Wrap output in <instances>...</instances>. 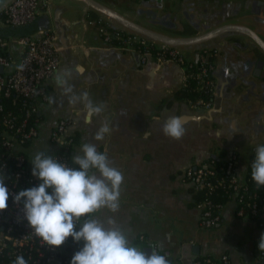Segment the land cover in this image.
Segmentation results:
<instances>
[{
    "label": "crops",
    "instance_id": "0c3cea01",
    "mask_svg": "<svg viewBox=\"0 0 264 264\" xmlns=\"http://www.w3.org/2000/svg\"><path fill=\"white\" fill-rule=\"evenodd\" d=\"M94 1L111 14L83 0H49L43 8L58 34L61 64L46 83L48 98L55 103L41 102L39 136L22 148L30 169L35 153L53 156L59 150L51 133L59 120H66L68 135L75 140L71 158L83 143H95L123 173L119 211L104 208L92 216L104 222L114 219L133 246L144 250L157 245L172 264H193L199 257L224 254L232 264H264V254L258 249L264 227L249 216H239L234 200L225 204L215 226H203L194 184L185 177L192 164L237 152L236 173L243 180L250 156L258 145H264V49L248 34L229 28H249L264 40V0ZM152 13L169 27L153 20ZM128 23L176 38L229 28L202 43L180 46L188 60L203 49L212 51L215 95L211 108L197 107L178 96L185 86L183 66L160 63L153 56L144 60L140 52L106 41L102 24L113 31L141 34ZM13 54L19 57L17 50ZM77 66L81 71H75ZM64 69L73 70L69 83L75 93L86 92L94 103L105 106L91 123L85 122L83 104L70 105L56 85L55 74ZM172 116L184 118L186 134L180 140L163 133ZM105 121L111 131L104 140L95 141ZM146 131L147 136L142 135ZM141 235L146 242L140 240ZM82 247L83 241L79 248L66 252L70 262Z\"/></svg>",
    "mask_w": 264,
    "mask_h": 264
},
{
    "label": "built area",
    "instance_id": "2783aa9c",
    "mask_svg": "<svg viewBox=\"0 0 264 264\" xmlns=\"http://www.w3.org/2000/svg\"><path fill=\"white\" fill-rule=\"evenodd\" d=\"M48 3L49 0H14L0 13V15L4 14L0 17V24L14 26L29 24L44 13L43 8ZM102 34L114 47L138 51L144 60L153 56L160 63H176L183 66L185 86L189 78H194L200 90L215 95L213 77L215 63L211 59L213 57L211 50L203 49L198 52L195 59L188 60L179 48L155 44L135 33L113 32L106 24H102ZM57 38V33L52 29L16 39L0 36V100L8 99L17 107L9 110L0 103V178H4L9 190L8 208L0 211V258L3 264H13L17 256H23L27 264L56 262L70 264L66 252L80 247V242H75L71 237L59 248L46 245L35 235L24 218L23 203L14 202V196L19 191L40 183L38 178L32 176L28 158L21 150L27 142L39 135L37 125L30 124L29 119L40 111L41 102L48 100L46 83L61 64ZM12 40L20 47L18 60L11 50ZM20 65H23V70H20ZM194 104L208 109L211 108L212 101L201 98ZM67 129L68 122L63 119L59 120L53 129L51 140L60 147L53 156L69 167L77 168L72 163L70 155L75 141L68 135ZM238 155L237 152L231 153L218 168L216 160L220 159V155H214L203 163L189 166L185 171V177L193 182L196 191L205 189L212 191L224 186L229 191L230 199L234 195L237 196L233 200L237 204L239 216L251 212L250 214L259 215L264 219V200L262 206L255 199L248 200V198H256L257 194H250L248 183L235 174ZM225 204L213 203L208 198L198 203L202 209L203 226H215L221 220ZM85 219L86 217H81L77 221L78 225ZM140 240L146 242L147 238L141 235ZM152 249L169 259V256L157 245ZM260 254L263 255L264 252L260 251ZM221 259L224 264H230L227 254ZM212 260L213 257L210 256L200 257L196 258L193 264H212Z\"/></svg>",
    "mask_w": 264,
    "mask_h": 264
},
{
    "label": "clouds",
    "instance_id": "9594fccd",
    "mask_svg": "<svg viewBox=\"0 0 264 264\" xmlns=\"http://www.w3.org/2000/svg\"><path fill=\"white\" fill-rule=\"evenodd\" d=\"M23 70V65L19 66ZM79 72V66L75 69ZM72 69H64L55 74V83L62 88L70 105L83 104L86 123L104 110L103 104H96L88 93L77 94L69 83ZM49 103H55L49 97ZM165 136L180 140L186 134L184 118L170 117L163 126ZM110 124L105 121L94 136L102 141L110 133ZM148 131L142 133L147 136ZM69 167L56 157L44 152L35 153L32 176L40 183L21 190L14 196L16 204L23 203L24 218L35 235L49 246L59 248L71 237L75 242L83 241V247L76 251L70 264H171L165 255L152 249L151 255L131 244L128 233L118 226L114 219L106 222L91 214L107 208L115 213L120 208L123 173L112 165L106 153L98 151L95 143L85 142L78 153L72 156ZM251 178L258 188L264 187V145L256 148L251 165ZM9 190L4 178H0V211L8 208ZM86 217L82 225L77 221ZM77 227L79 230H77ZM258 247L264 252V234ZM13 264H27L23 256H17Z\"/></svg>",
    "mask_w": 264,
    "mask_h": 264
},
{
    "label": "water",
    "instance_id": "95a60500",
    "mask_svg": "<svg viewBox=\"0 0 264 264\" xmlns=\"http://www.w3.org/2000/svg\"><path fill=\"white\" fill-rule=\"evenodd\" d=\"M12 1H14V0H0V13ZM83 1L85 3H87L89 6H92L93 8H96L102 12H105L108 15L111 14L105 7H103L101 4H99L98 2H96L94 0H83ZM146 14H150V13L146 12ZM150 16L153 20L158 21L160 24L168 26V23H166L164 20H163V22L161 20H158L157 16L155 14L152 13ZM128 26L132 27L133 29H135L136 31H138L139 33L144 35L143 37L146 36L145 38H147V37L153 38L157 41H160V44H165V45L175 47V48H179V49H180V46L195 45L198 43H202L203 41L207 40L211 35L222 34V33L226 32L227 30H229V28H230L232 30H237V31H240L242 33L248 34V36H250L257 44H259L261 46V48L264 49V40L262 38H260L259 35L256 34L255 32H253L251 29L243 27V26H234V27L230 26L229 28L223 27V28H219L218 30H215V32H213V34H204V35L195 36V37H178V38L165 36V35H162V34L155 32L153 30H149V29H146L143 27L134 26L131 24L129 25V23H128ZM172 28H175V27H172ZM51 29H52V21H51L50 15L48 13H43V14L39 15L34 21H32L29 24H25V25H21V26L0 24V36L7 37L10 39H16L18 37L30 36V35H34L36 33H39L43 30H51ZM141 34H139V35H141ZM57 36H58V34H57ZM56 43L58 46V38H57ZM11 50H12V52L15 50H17L19 52V50H20L19 45L14 40H12V42H11ZM136 55L139 57L138 59L140 60V54L136 53ZM16 60H18L17 57H16ZM262 66H263V62L260 61V63H258L259 70H261ZM256 75L260 76V72L259 73L257 72ZM144 251L148 255H151L152 248H145Z\"/></svg>",
    "mask_w": 264,
    "mask_h": 264
},
{
    "label": "trees",
    "instance_id": "16d2710c",
    "mask_svg": "<svg viewBox=\"0 0 264 264\" xmlns=\"http://www.w3.org/2000/svg\"><path fill=\"white\" fill-rule=\"evenodd\" d=\"M3 16H4V14L0 15V17H3ZM110 30L113 31L112 29H110ZM113 32H118V31H113ZM122 33H126V32H122ZM154 59H156V58H154ZM211 59H213V57ZM178 96L186 98L187 100H189L193 103H195L198 99H201V98L212 101L213 97H214L211 93L207 92L206 90H200L198 88V82L194 78H189L188 82L186 83V86H183L178 90ZM0 103H3L5 105V107L9 110L17 108L16 106H13L11 104V101L8 99L0 100ZM29 121H30V124L37 125L39 132H40V115H39V112L34 113L32 115V117L29 119ZM32 141L27 142L23 148L27 147L30 143H32ZM21 152L27 156L26 152L23 149L21 150ZM70 155H71V151H70ZM219 155H220V159L216 160L217 168L219 166H221L226 161V158H227V153H222ZM255 155H256V151L250 156V159L248 161V171H247L246 176H244L243 180L248 183V185L250 187V194H254V193L257 194L256 198H248V200L255 199L258 202V204L260 206H262V203L264 200V187L258 188L256 186L255 182L251 178V165L255 159ZM76 166H77V168L79 167L78 165H76ZM235 174L237 175L236 169H235ZM194 189H195V186H194ZM228 192H229L228 189L225 188L224 186H219L218 188H216L215 190H212V191H208L207 189L201 190V191L195 190L196 203L198 204L201 201H203L204 199L208 198L213 203H223L224 204L230 200H233L234 197H237L236 195H234L230 199V197L228 196ZM250 213L251 212H247L245 214V216H249L252 219H254L255 221H258L259 225L264 227V219L261 218V216H259V215H255V214L252 215ZM260 213L261 212H259V214ZM229 260H230V258H229ZM0 264H3L2 258H0ZM212 264H224V262L222 261L221 257L220 258L213 257ZM230 264H232L231 260H230Z\"/></svg>",
    "mask_w": 264,
    "mask_h": 264
}]
</instances>
